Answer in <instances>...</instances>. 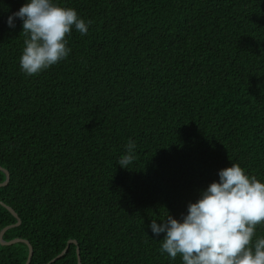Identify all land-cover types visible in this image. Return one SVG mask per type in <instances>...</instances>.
<instances>
[{"label":"trees","instance_id":"obj_1","mask_svg":"<svg viewBox=\"0 0 264 264\" xmlns=\"http://www.w3.org/2000/svg\"><path fill=\"white\" fill-rule=\"evenodd\" d=\"M25 2L0 0V231L7 207L20 220L3 240H26L29 264L70 240L51 264L77 248L81 264H180L151 219L180 218L231 162L264 181V0H60L92 23L33 76L22 22L5 23ZM28 244L0 243V264H25Z\"/></svg>","mask_w":264,"mask_h":264},{"label":"clouds","instance_id":"obj_2","mask_svg":"<svg viewBox=\"0 0 264 264\" xmlns=\"http://www.w3.org/2000/svg\"><path fill=\"white\" fill-rule=\"evenodd\" d=\"M17 19L24 34L19 68L27 76L67 59V37L73 29L87 35L92 23L60 0H26L5 23L15 28ZM135 149L129 139L116 164L129 169ZM218 177L180 218L168 212L163 219H151L152 237L160 241L161 254L172 261L179 256L180 264H264V235L256 234L257 225L264 224V181L233 162L219 169Z\"/></svg>","mask_w":264,"mask_h":264},{"label":"water","instance_id":"obj_3","mask_svg":"<svg viewBox=\"0 0 264 264\" xmlns=\"http://www.w3.org/2000/svg\"><path fill=\"white\" fill-rule=\"evenodd\" d=\"M0 170H2L5 175H6V178H5V181L3 183L0 184V186L6 184L9 180V173L7 170L3 169L0 167ZM7 209L16 217L17 219V222L13 225H9L5 228H3L1 231H0V243L3 244V245H8V244H13V243H16V242H25L26 244H28V242L26 240H22V239H12L10 241H4L3 240V233L5 232V230H7L8 228H11V227H14V226H18L20 224V220L18 218V215L10 208V207H7ZM71 243H74L76 244V241L74 240H70L68 241L65 249L59 254L57 255L54 259H52L50 262H48L47 264H51L54 260L58 259L59 257H61L63 254L66 253L69 245ZM28 247H29V254H28V258H27V261L25 264H29L30 260H31V257H32V247L28 244ZM77 255H78V259H77V264H81V259H80V256H79V249L77 248Z\"/></svg>","mask_w":264,"mask_h":264}]
</instances>
